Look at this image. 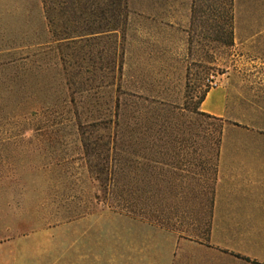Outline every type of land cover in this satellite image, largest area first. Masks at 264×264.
I'll return each mask as SVG.
<instances>
[{
	"label": "rangeland",
	"instance_id": "obj_1",
	"mask_svg": "<svg viewBox=\"0 0 264 264\" xmlns=\"http://www.w3.org/2000/svg\"><path fill=\"white\" fill-rule=\"evenodd\" d=\"M184 14L173 13L172 23L134 11L129 25L128 9L122 30L90 54L95 77L82 69L77 88H68L62 44L50 39L41 0H0V264H258L148 263L171 254L174 261L224 259L212 255L208 234L216 139L220 132V148L224 132L264 134V0H232L229 46L200 26L192 30ZM224 78L227 117L168 116L183 133L163 142L156 128L165 114L157 104L147 112L152 138L134 132L128 159L137 167L141 216L95 200L76 105L83 123L108 118L117 98L136 115L123 92L202 112L198 98ZM119 183L126 184L122 175Z\"/></svg>",
	"mask_w": 264,
	"mask_h": 264
},
{
	"label": "trees",
	"instance_id": "obj_2",
	"mask_svg": "<svg viewBox=\"0 0 264 264\" xmlns=\"http://www.w3.org/2000/svg\"><path fill=\"white\" fill-rule=\"evenodd\" d=\"M41 4L51 41L62 44L61 60L65 71L66 85L68 88L73 86L77 88L82 69L86 74H92L93 77L96 75L89 70L90 64H95L90 55L92 50L100 45L104 38L108 39L112 37V34L122 30L126 24L128 0H41ZM232 19V0H193L192 2V30L200 26L202 31H208L212 40L217 43L225 46L232 44ZM110 63L116 65L117 61L113 59ZM75 68L79 71L74 72ZM120 68L119 64L118 70ZM100 78L102 79L101 76ZM78 87L80 88V86ZM208 90L209 88L198 98L197 107ZM81 91L83 89L79 92ZM75 92L77 93V91ZM122 94L126 98H132L130 103L135 104L136 115L134 112V114H130L128 108L131 106L128 103L124 102L121 107L117 98L113 112L108 118H98L96 121L83 123L81 113L77 111V105L75 118L79 122L78 134L87 171L96 184L95 200L99 201L101 197V202L109 209H119L137 217L142 215L140 209L138 211V202L135 197L137 167H135L134 161L128 159V155L134 154L131 149L134 132H137L140 139L142 136L147 139L152 138L148 132L154 128L149 126L147 112L154 105L159 104V108L160 105L162 106L160 109L164 111L165 115L158 121L156 132L162 134L158 135V139L163 142L173 139L176 134L183 133V131L179 133L173 125L174 117L172 115L176 116L178 113L188 111L192 114L219 120L221 118L194 109L189 110L186 107L165 105L141 95L125 92ZM71 102H74L73 97ZM175 112L177 113L175 114ZM168 116H172V120H169ZM186 133L189 135L190 131L187 130ZM147 134L149 135L147 136ZM219 142L220 132L215 144L216 162L211 165L212 177H209V182L212 185L217 168ZM162 147H166L165 143L162 144ZM118 152L122 154L121 160L116 157ZM119 175H122L126 184L119 183ZM207 178L203 177L202 180L207 181ZM212 194L209 205L212 204Z\"/></svg>",
	"mask_w": 264,
	"mask_h": 264
},
{
	"label": "crops",
	"instance_id": "obj_3",
	"mask_svg": "<svg viewBox=\"0 0 264 264\" xmlns=\"http://www.w3.org/2000/svg\"><path fill=\"white\" fill-rule=\"evenodd\" d=\"M193 0H128L131 13L147 12L158 18H171L173 13L185 12L190 23ZM178 17V15H176ZM176 25H179L177 22ZM229 79L209 88L199 105L200 111L218 118L228 116L230 99ZM245 139L244 143L240 140ZM264 134L223 133L218 153L215 190L211 204V228L208 231L214 257L223 260L174 261L149 258L148 263H258L264 264ZM162 231L163 229H159ZM158 231V229H157ZM209 249V248H208ZM240 254L248 261L232 259ZM139 263H146L140 261Z\"/></svg>",
	"mask_w": 264,
	"mask_h": 264
}]
</instances>
